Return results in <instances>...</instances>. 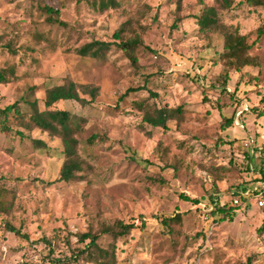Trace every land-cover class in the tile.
I'll return each instance as SVG.
<instances>
[{"label":"rangeland","instance_id":"obj_1","mask_svg":"<svg viewBox=\"0 0 264 264\" xmlns=\"http://www.w3.org/2000/svg\"><path fill=\"white\" fill-rule=\"evenodd\" d=\"M117 1L119 8L99 12L76 0H0V35L6 32L3 43L17 51L0 46V69L14 66L19 77L0 85V108L20 102L30 113L23 103L30 88L41 98L67 77L99 88L90 105L54 106L87 119L77 135L81 169L69 182H56L63 163L59 128L30 133L11 120L12 133L0 131V186L11 190L0 194V264H74L70 257L85 246L78 235L118 221L136 226L117 242L123 264H264V208L257 199H235L232 220L209 217L205 208L254 187L260 159L252 142L258 145L264 134V35L255 31L264 27V9L252 13L236 0L221 14L250 44L258 39L251 50L256 66L230 70L225 86L223 38L199 37L195 24L214 0ZM45 6L59 9L67 27L49 23ZM139 12L146 15L136 26L144 30L137 67L116 47L104 60L75 53L92 39L113 42L115 31ZM149 91L159 107L183 106L182 121L170 122L167 131L145 125L134 102ZM237 111H244L239 119ZM33 139L46 143L52 157ZM98 244L107 249L112 237L101 235Z\"/></svg>","mask_w":264,"mask_h":264},{"label":"trees","instance_id":"obj_2","mask_svg":"<svg viewBox=\"0 0 264 264\" xmlns=\"http://www.w3.org/2000/svg\"><path fill=\"white\" fill-rule=\"evenodd\" d=\"M76 2L78 4H88L99 12L119 8L117 0H76ZM235 2L236 0H214L212 5H206L203 8L202 14L195 20L199 37L209 38L211 35L218 34L223 38V53L221 55L226 60L222 75L225 86L229 83L230 70L239 72L241 68L256 66L254 58L251 55V50L257 44L258 39L250 44L249 35L242 34L238 25L227 24L221 17L222 13L234 8ZM238 5L247 7L249 11L255 13L256 11L259 12V9H264V0H239ZM177 6V9H180V3ZM43 8L48 14L47 21L49 23L67 27V24L61 20L59 9L48 6ZM238 14L240 13L231 16L232 22L239 20L240 15ZM145 15L144 12H139L136 14L137 18H130L124 22L113 34V42L92 39L89 43L75 48V53L83 58L104 60L107 58L111 48L116 47L123 51L133 67H137L139 65L138 48L143 44L142 35L144 30L138 29L136 26L141 24L140 22L144 19ZM173 28L176 29L177 25H173ZM255 32L259 36H263L264 27H259ZM6 37V32L0 35V46L16 55L17 51L14 50L10 41L3 43ZM13 81H19L14 66L0 69V85ZM144 88L145 86L128 89L124 97L132 93L141 92L145 90ZM152 94L149 91V97L134 102V107L142 115L145 125L162 128L164 131H167L170 122L179 123L182 121L184 115L183 106L177 108L168 106L159 107L156 103L151 102L150 98H152ZM98 96V87L89 84H77L69 77L65 78L61 84L44 89V95L41 98L38 97V88L32 87L23 101L29 107L30 113L22 111L20 102H15L3 109L0 108V131L5 135L11 134V120L15 121L18 127L30 133L37 130L51 134L52 129L59 128L63 132L61 135L63 163L56 182H69L76 178V172L81 169L79 161L80 140L77 138V135L84 131L87 119L66 110H56L54 106L62 101H73L81 106H87L95 102ZM153 96L155 97V95ZM238 113L240 115L237 116V119L243 115L244 111H237L236 115ZM233 122V118L228 120V125H233ZM14 134L23 136L20 131ZM32 143L36 148L45 151L48 157H52V150L46 143L35 139H33ZM246 170L248 176H250L251 171L249 167ZM252 181L253 179L248 178L246 182L250 184ZM247 191L248 186H244L241 190H236L232 193V198L229 202L220 203L219 200H213L211 203L205 204L207 215L209 217L222 215L221 221L232 220L238 208L234 204L235 199L238 198L242 203H247L250 199L255 198L254 194L250 197L243 196V193ZM6 192H11V190L8 187L0 186V194ZM181 199L196 206L202 203L197 199H191L185 195H181ZM178 218L180 216L177 215L173 220ZM135 228V224L127 225L122 221H118L114 227L102 229L97 234L92 232L81 233L78 235V242L85 244V246L76 255H72L69 260L74 264H123L117 259L116 245L119 239L128 236ZM8 231L16 236L27 238V236L14 227L8 226ZM101 235L112 237V244L107 249L98 244ZM60 262L59 260L56 263L59 264Z\"/></svg>","mask_w":264,"mask_h":264},{"label":"built area","instance_id":"obj_3","mask_svg":"<svg viewBox=\"0 0 264 264\" xmlns=\"http://www.w3.org/2000/svg\"><path fill=\"white\" fill-rule=\"evenodd\" d=\"M240 113H238L237 116H239ZM260 140L262 143L260 145H257L255 141L252 143L254 144V147L257 150L258 157L260 159L259 168L256 171L255 175V183L252 190H248L247 192L243 193V196L250 197L252 194L255 195V199L258 201V206L260 208L264 207V134L261 135ZM238 201L234 200V204L237 205Z\"/></svg>","mask_w":264,"mask_h":264},{"label":"crops","instance_id":"obj_4","mask_svg":"<svg viewBox=\"0 0 264 264\" xmlns=\"http://www.w3.org/2000/svg\"><path fill=\"white\" fill-rule=\"evenodd\" d=\"M262 143V141H260V143L258 144V145H260ZM254 175H256V173L254 174ZM256 177H254V179H255Z\"/></svg>","mask_w":264,"mask_h":264}]
</instances>
